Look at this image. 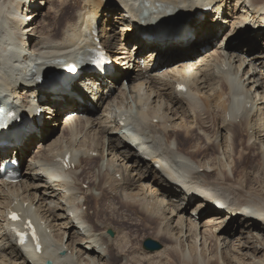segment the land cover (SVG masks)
<instances>
[{"label": "bare ground", "instance_id": "1", "mask_svg": "<svg viewBox=\"0 0 264 264\" xmlns=\"http://www.w3.org/2000/svg\"><path fill=\"white\" fill-rule=\"evenodd\" d=\"M45 2L53 18L41 16L38 0H0V97L22 101L33 118L0 140V160L15 153L23 164L19 183L0 180V264H264V0ZM23 5L42 18L27 24L15 14ZM65 8L73 17L53 35ZM173 18L190 24L153 38L144 31ZM93 39L124 61L137 50L144 68L100 76L93 108L71 98L82 94L80 81L35 90L39 78L87 62ZM38 94L48 99L44 119ZM212 198L230 210L211 209ZM12 212L37 224L42 252L18 243ZM147 237L162 248L145 250Z\"/></svg>", "mask_w": 264, "mask_h": 264}, {"label": "rangeland", "instance_id": "2", "mask_svg": "<svg viewBox=\"0 0 264 264\" xmlns=\"http://www.w3.org/2000/svg\"><path fill=\"white\" fill-rule=\"evenodd\" d=\"M39 2H41L40 3V5H42L41 6V16L44 14V15H46L47 17H48V19L49 18H53V16H54V7L52 6V5H47L46 7H45V4H46V2H45V0H38ZM71 7L74 9V5H71ZM232 7V6H231ZM232 9H233V7H232ZM53 11V12H52ZM62 15H61V17H58L57 18V20L56 21H58L59 22V25L55 28V29H52V31H50L51 32V34H53V35H60V30H62V26L66 23V21H67V17H69L70 19H71V17H73V10H69V9H67V8H65L64 9V12L62 11ZM38 17V20L40 19V18H42V17ZM116 16L117 15H114L113 16V19L114 20H116ZM36 19V18H35ZM64 20V21H63ZM35 21L33 20V22L31 23V24H33ZM39 23V21H37L36 22V25ZM63 24V25H62ZM61 27V28H60ZM45 28H47V27H45ZM121 30H122V27L120 26V27H118V29H117V31L118 32H120L121 33ZM207 32H211V29H208V30H206ZM245 38V37H244ZM249 38V37H248ZM214 47L215 46H217V44H214L213 45ZM123 51V50H122ZM113 54H116V55H118L117 54V52L116 53H113ZM61 127H63V125L61 124L60 125ZM58 127V126H57ZM58 135H59V132L58 133H56V134H54L53 135V137L51 138L52 140L55 138V137H58ZM36 147L35 146H33L32 148H31V150H30V153H29V155L28 156H32V154H33V152H35L36 151V149H38V147L35 149ZM28 156H27V158H28ZM97 163V161H95V162H93V164H96ZM89 164V163H88ZM92 164V162H91V165L92 166H95V165H93ZM90 165V164H89ZM93 213V212H92ZM113 230V232H115L116 233V231L114 230V229H112ZM147 238H150V237H147ZM146 238V239H147ZM67 239V238H66ZM152 239V238H151ZM71 240V239H70ZM145 240V239H144ZM143 240V241H144ZM143 243V242H142ZM160 243V242H159ZM161 245H162V243H160ZM163 246V245H162ZM207 256L209 257V258H212L213 257V255L212 254H210V253H207Z\"/></svg>", "mask_w": 264, "mask_h": 264}, {"label": "water", "instance_id": "3", "mask_svg": "<svg viewBox=\"0 0 264 264\" xmlns=\"http://www.w3.org/2000/svg\"><path fill=\"white\" fill-rule=\"evenodd\" d=\"M109 233L111 234V236H114V232L110 231ZM143 247L147 251L154 252V251L160 250L162 248V245L152 240L151 238H148L144 241Z\"/></svg>", "mask_w": 264, "mask_h": 264}, {"label": "snow or ice", "instance_id": "4", "mask_svg": "<svg viewBox=\"0 0 264 264\" xmlns=\"http://www.w3.org/2000/svg\"><path fill=\"white\" fill-rule=\"evenodd\" d=\"M12 218H13V219H17V217H15V216H13ZM29 227H31V225H29Z\"/></svg>", "mask_w": 264, "mask_h": 264}]
</instances>
